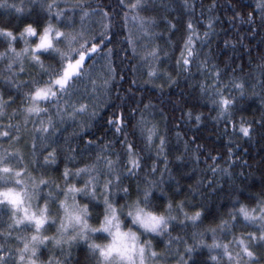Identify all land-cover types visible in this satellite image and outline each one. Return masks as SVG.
<instances>
[{
	"label": "snow or ice",
	"instance_id": "1",
	"mask_svg": "<svg viewBox=\"0 0 264 264\" xmlns=\"http://www.w3.org/2000/svg\"><path fill=\"white\" fill-rule=\"evenodd\" d=\"M92 2L0 0V9L8 13L0 19V44L4 45L0 50V64H3L0 79L9 91L14 89L22 97L21 106L9 112L16 97L8 95L5 99V93L0 92V141H7L8 145L0 143V264H169L170 261L174 264H264V175L259 191H248L254 185L244 187L235 183L231 170L235 164L231 159L226 161L228 167H222L215 163L222 157L209 154L204 162L213 163L200 171L205 175L211 171V178L188 184L187 192L184 186L172 188L179 182L169 165L175 163L178 170L190 163L198 166L203 145L190 149L189 141H184L183 152L170 160L169 153L175 146L170 144L167 115L163 109L157 110L151 98L145 103L143 95L136 99L132 91L133 87L144 85H152L150 91H162V84H154L161 78L169 85L177 83V77L160 67L163 49L158 45L142 55L137 52L140 41L152 42L160 35L153 31L160 22L157 17L141 13H159L167 5H156L152 0H133L124 5L123 0H115L114 6L95 0L93 8ZM184 6L195 13V4L190 0H184ZM123 7L129 11L122 13ZM214 10L215 4L209 6L202 35L198 27L201 21L191 18L186 21L183 44L173 67L177 74L183 72L186 77L193 75L194 66L197 74H208L199 82L200 96L206 97L216 111L213 120L223 121L225 130L231 122L235 132L232 118L241 110L240 102L259 98L264 106V56L259 64L249 65L250 71L245 72L239 66L230 75L231 65L227 61L223 68L218 63L209 66L208 61L213 59L210 47L201 59L204 45H210L215 34L218 18L212 15ZM256 12L260 15L259 24L264 26V0H257L247 14L249 25L256 23ZM236 15L244 20L240 13ZM129 19L137 35L134 37L129 29L125 42L131 47L132 57L125 48L121 62L140 57L135 64L129 62L131 79L123 68L113 63L116 49L106 47L116 35V24L127 27ZM162 20L170 31L177 30V25L167 17ZM96 23L101 28L98 33L92 27ZM229 43L224 41L225 46ZM168 44L173 46L171 40ZM197 44L201 45L200 49ZM149 46L144 44L145 48ZM101 52L105 60L103 70L95 71V60ZM42 56L47 57V62ZM164 56L168 53L164 52ZM145 71L146 79L136 78L137 73ZM21 75L27 78L17 79ZM222 76H227V82ZM125 80L129 87L121 95ZM114 88L118 93L115 96L112 95ZM109 107L120 109L114 110L107 121L114 126V139L103 145L88 139L82 146L71 147V140L79 141L87 134L85 129L99 115L98 110ZM184 115L189 121L193 119L192 110ZM18 116L21 119H16ZM80 117L87 119L80 120ZM194 118L199 124L201 114ZM69 121L80 130L74 128L61 144L60 133L66 128L58 125ZM161 124L165 126L161 128ZM239 133L248 140H252L253 134L264 138V111L259 120L246 121L241 117ZM175 135L178 144L182 134ZM195 140L192 137L191 143ZM21 141L30 147L29 153L17 147ZM49 148L52 150L48 151ZM153 154L155 160H152ZM232 155L229 149V156ZM58 157L65 164L62 171ZM160 160L163 168L158 163ZM73 162L81 166L68 167ZM260 165L264 173V159ZM49 169H55L57 175H49ZM157 172L159 177L154 179ZM195 174L193 169L185 175L191 179ZM217 174L230 181L227 188L219 183ZM239 178L247 179L243 173ZM165 183L171 188L172 198H167L166 193L157 195V191L163 193ZM222 191L227 192V201L232 204L226 213L220 212L225 204L214 210L211 203H206ZM177 196L183 199H175ZM166 198L167 203H162ZM189 225L193 229L190 237L193 243H188L184 236H172L174 228L186 230ZM237 227L254 230L237 234ZM53 228L54 232L45 234ZM209 234L210 243L204 239ZM229 235L231 239L226 240ZM94 237H100L102 242ZM81 244L86 247L80 248ZM74 249L79 255H74ZM204 249L209 253L207 258Z\"/></svg>",
	"mask_w": 264,
	"mask_h": 264
},
{
	"label": "trees",
	"instance_id": "2",
	"mask_svg": "<svg viewBox=\"0 0 264 264\" xmlns=\"http://www.w3.org/2000/svg\"><path fill=\"white\" fill-rule=\"evenodd\" d=\"M12 2H16V0H9V3ZM100 2L102 4L111 3L115 6V0H100ZM132 2L133 0H123L124 5ZM256 2L257 0H190V3L195 4V13L193 14L190 8H186L184 6V0H152V3L156 5L166 4L167 9H161L159 13H141L142 15H155L157 17V20L160 22L158 27L153 29V31L160 33V35L156 36L155 40L152 42L140 41L137 45V52L142 55L144 51H148L152 46L158 45L161 49H163L160 53L161 60L163 61L160 67L168 72H171L173 76L177 77V83L169 85L165 79L161 78L155 80L154 84H162V91L159 89L150 91L149 89L152 88V85H144L143 88L133 87L132 91L135 92L136 99H140L143 95L145 103H147L148 99L151 98L152 103L157 106V110L163 109L167 115L168 119L166 123L169 128L170 144L175 146L174 150L169 153L170 160L173 159L176 154H181L183 152L184 141H189L190 149H195L196 145H203L200 152L201 163L198 166L190 163L187 168L178 170L175 163L169 165V167L173 170L172 175L175 177L176 181L179 182L178 184L174 183L172 188L184 186L185 192H187L188 184L194 185L195 181L201 178L205 179V181H207L208 178H211L213 175L211 171H208L206 175L200 171V169L207 168L208 164L213 163L211 160L204 162L205 157L211 154L212 156L222 157L215 162L219 163L222 167H228L226 161L229 159L234 162L235 167L231 170L236 184L244 187H247L249 184L254 185V187L248 189V191L251 192H258L260 189L261 177L264 175V173L261 172L260 165V161L264 159V138H258L255 134H253L252 140H248L239 133L241 117H243L246 121H251L253 118L259 120L261 112L264 111V106L261 105L260 99H246L240 102L241 110L236 111L235 116L232 118L236 125V131H233L231 122L227 124V130H225L226 126L223 121L213 120V117L217 114L213 106L208 102L206 97L200 96L199 82L205 80L208 77V74H197L194 66L191 70L193 75L186 77L183 72L177 74V70L173 67L176 59L179 57L180 47L183 44L182 36L186 32V21L190 18L201 21V23L198 24V27L200 34L202 35L206 30L205 22L209 17V6L213 4H215V10L212 12V15L218 18L215 22V34L211 37L210 45H204L200 58H203V52H207L210 47L212 49L211 55L213 59L208 61L209 66H211L212 63H218L220 67L223 68L224 62L227 61L231 65L228 69L229 75L231 74L233 68L238 69L239 66H243L244 71L248 72L250 71V64H259L261 57L264 56V26L259 24L260 15L258 12L254 13V20L256 21L255 24L249 25L247 22V14L252 11ZM60 7H64V5L60 4ZM91 7H96L95 0L91 3ZM128 11L129 9L127 7L122 8V13ZM201 13H203V15H201ZM237 13H240L244 17L243 21L236 15ZM131 14L132 13H130V15ZM7 15L8 13H6L4 9H0V19L6 18ZM163 17H167L169 21L175 23L177 25V30L170 31L163 22ZM120 19H123V15H121ZM105 23H107V21H105ZM92 27L97 33L101 31L99 23L93 24ZM129 29L132 30L133 36L135 37L137 35L136 29L130 19L127 21V27L117 23L115 27L116 35L112 38V44L106 45V47H114L116 49V55L112 58L113 63L118 66V68H123L124 72L128 73L129 79H131L133 77L128 69L129 62L135 64L140 57L137 56L131 61L121 62V57L125 55V48L128 49L127 55L130 58L132 57L131 47L125 42V37L128 34ZM169 40L173 42V46H169ZM224 41H229V45L225 46ZM145 43H149L150 46L145 48ZM233 43L235 44V47L232 46ZM20 46L22 45H17V47ZM3 47L4 45L0 44V50H3ZM197 48L200 49L201 45L197 44ZM164 52L168 53L167 57L164 56ZM41 58L47 62V57L42 56ZM4 63H7V61ZM89 63L91 64L92 61H89ZM95 63V71H102L105 63L103 52H101L100 56L96 58ZM0 68H3V64H0ZM237 75H240L239 71H237ZM26 78L27 77L23 75L17 77L19 80H25ZM136 78L139 80L146 79V71L137 73ZM221 79L227 82V76H222ZM210 82L209 78V83ZM128 87V80H125L123 82V87L120 89V94L122 95L124 89ZM249 91H251V89ZM256 91L259 92V88H257ZM0 92L5 93V99L8 98V95L16 97V103L9 107V112H11L12 108H18L21 106L22 97L14 89L9 91L8 86L4 84L2 79H0ZM117 94L118 93L114 88L112 90V95L115 96ZM236 95H238V93H236ZM89 103L91 102L89 101ZM41 106L47 107V105ZM114 110L117 112L120 111V109H113L111 107L99 109V115L91 121V126L85 129L87 134L79 141L75 139L71 140V147L77 148L78 145L82 146L88 139L97 141L101 145H103L106 141L113 140L115 136L113 130L114 126H110L107 121ZM188 110H192L193 112V119L191 121H189L184 115V113ZM124 111L127 112V109H124ZM196 114H201L199 124H197L194 118ZM16 119H21V117L18 116ZM79 119L85 120L87 117H80ZM156 119L159 120V116H157ZM58 126L66 128L65 132L60 133L59 143L61 144L64 143V137L71 134L74 128L76 131L80 130L79 127L77 125H73L71 121H69L66 125ZM164 126V124H161V128ZM28 127H32L31 123H29ZM176 132H180L182 134L181 140L178 144L175 135ZM192 137H196L195 143H191ZM17 147H20L25 154L30 152V147H26L24 145V141H21L20 145H17ZM52 147H56V145H52ZM115 147L119 146L115 145ZM229 149H231L233 153L231 157L229 156ZM51 150L52 148L48 149V151ZM40 159L41 162H43L42 155ZM152 160H155L154 154L152 156ZM58 163L60 171H62L65 164L59 157ZM150 163L151 161L148 162L149 165ZM158 163L160 164V167L163 168V161L160 160ZM80 166L81 165L79 163L74 162L68 164V167ZM193 169L196 170V174L192 176L191 179H187L185 174L191 173ZM145 171H147V168ZM240 173H243L247 179H240ZM48 174L56 176L57 172L55 169H49ZM141 175H143V173ZM158 177L159 172H157L156 177L153 178L155 179ZM217 178L219 183L224 188L228 187L230 183L228 179L219 177V174H217ZM126 183L128 182L126 181ZM206 190L207 188L202 189V191ZM164 193L167 194V198H172L171 188L167 183L163 185V193L157 191V195H163ZM167 198L163 200L162 203H167ZM175 199H183V196H177ZM196 199L199 200V197ZM206 203H211L214 206V210L215 207H218L220 204H225L226 207L220 208V212L222 213H226L227 208L232 207V204L227 201V192L224 191L217 193L215 197H211V200ZM188 210L194 211V209ZM92 223L95 222L93 221ZM205 224H208V220H205ZM203 226L204 225H201L200 227ZM253 230L254 229H247L244 227H237L235 229L237 234L242 231ZM192 231L193 229L191 225H189L186 230L174 228L171 234L172 236H184L187 238L188 243H193L190 238ZM51 232H54V228L45 234H51ZM94 239H97V242H102L100 237H94ZM164 239L166 240L168 237H164ZM204 239L210 243L211 235H206ZM225 239L230 240L231 235L225 237ZM79 247L84 248L86 246L81 244ZM173 247L175 248L176 245L174 244ZM179 247L180 250L183 251V244ZM160 248H163V245H160ZM73 251L74 255H79L77 249H74ZM203 251L204 257L207 258L209 253L206 249ZM58 254L59 253L57 252V255ZM42 258L46 259L47 257ZM169 264H174V261H170Z\"/></svg>",
	"mask_w": 264,
	"mask_h": 264
},
{
	"label": "rangeland",
	"instance_id": "3",
	"mask_svg": "<svg viewBox=\"0 0 264 264\" xmlns=\"http://www.w3.org/2000/svg\"><path fill=\"white\" fill-rule=\"evenodd\" d=\"M0 143H3L5 147H7V141H0Z\"/></svg>",
	"mask_w": 264,
	"mask_h": 264
}]
</instances>
